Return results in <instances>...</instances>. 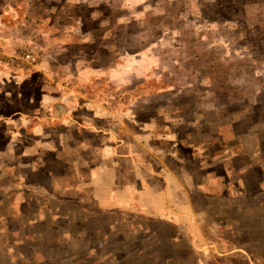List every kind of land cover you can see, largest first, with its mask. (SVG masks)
Here are the masks:
<instances>
[{
    "label": "rangeland",
    "instance_id": "374dc122",
    "mask_svg": "<svg viewBox=\"0 0 264 264\" xmlns=\"http://www.w3.org/2000/svg\"><path fill=\"white\" fill-rule=\"evenodd\" d=\"M0 264H264V0H0Z\"/></svg>",
    "mask_w": 264,
    "mask_h": 264
},
{
    "label": "built area",
    "instance_id": "2783aa9c",
    "mask_svg": "<svg viewBox=\"0 0 264 264\" xmlns=\"http://www.w3.org/2000/svg\"><path fill=\"white\" fill-rule=\"evenodd\" d=\"M24 59L28 62V63H33L35 62V58L33 56H31V54H27L25 55Z\"/></svg>",
    "mask_w": 264,
    "mask_h": 264
}]
</instances>
